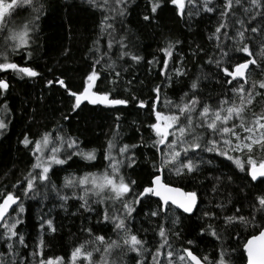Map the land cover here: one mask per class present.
Masks as SVG:
<instances>
[{"label":"snow or ice","instance_id":"obj_1","mask_svg":"<svg viewBox=\"0 0 264 264\" xmlns=\"http://www.w3.org/2000/svg\"><path fill=\"white\" fill-rule=\"evenodd\" d=\"M129 2L130 0H87L90 6L102 12L100 32H107L109 37L105 53L109 60L104 62L106 67L101 64L103 55L95 56L100 51L97 47L93 50V56L89 57L90 70L85 76L86 86H83L82 91H72L62 78L48 80L47 86L59 84L68 95L75 98L72 112L77 109L83 112L85 109L81 108V104L84 101L108 109L127 107L130 103L138 109H147L148 114L154 117L153 122L147 125L153 133L151 143L144 144L141 133V143L122 144L119 114L115 115V132L107 140L102 152L97 148H81L82 142L78 138L64 135L62 124L42 133L39 139L25 135L20 143L33 158L29 170L22 180L13 185V191L0 193V264H65L63 256L44 255L45 235L57 231L50 215L40 217V234L34 244L26 241L24 230L20 228L25 223L24 201L39 198L43 202L49 198L50 193L55 195L60 201L58 206L65 211L68 209V201L75 199L80 202L77 211L83 209L96 212V223L110 225L111 232L116 237L113 239L109 236L106 240L105 235L94 233L91 227H82L81 231L86 234V238L72 249L67 264H128L126 258L130 253L135 254L132 257L133 264H235L232 254L226 252L222 245L218 246L215 258L210 259L207 254L200 255L198 250H193L196 238L186 239L184 244L187 247L173 250L170 238L175 236L179 239L180 232L173 231L172 227L165 228V224L170 223L174 227L179 223L180 216H191L194 212L204 221L197 230L199 237L207 234L216 240H223L221 230H231L230 235H236L237 230L242 232L251 227V237L243 245L247 264H264V159L258 162L253 156L254 146L264 151V114L245 115L247 106L253 103L255 96H264V91L254 93L257 87L264 90V80L258 84L254 81L245 87L251 71L260 69L264 72V67L258 63V60L264 61V0H222L220 4L213 3V0H169L181 18L187 16L188 19H193L202 13L216 14L217 24L208 39L213 42L219 56L213 53L208 57L207 63L214 66L216 83L223 82L231 86L228 91L232 93V97L221 98L215 105L209 104L201 96L203 80L208 79L205 74L190 82L188 90L183 92L178 103L167 97L161 101L163 89L159 85L151 89L154 95L149 103L137 97L128 87L132 80H128L125 86L128 98H116L111 91L101 90L99 85L104 80H109L113 87L121 82L117 60H123L126 56L137 64L143 60L141 55L126 50L129 49V45L125 43L126 35H121L119 39L114 37L113 22L117 17L126 16ZM163 3L164 0H151V15H144L143 20H154ZM25 11L27 15L20 20L21 13ZM45 12V0H0V72L12 70L20 79L41 76L34 67L21 66L14 58L19 56L25 63L33 59L34 51H38L34 45L39 39V21ZM95 43L99 44V40ZM114 43L119 45L115 53L116 60L112 59L111 52ZM180 43L182 42L179 40L169 42L161 51L168 59H172L175 45ZM203 51L197 46L191 55L195 58ZM177 59L182 62L181 57L177 56ZM153 62L148 61L149 64ZM97 65H101L99 71ZM250 65L254 66L251 71ZM102 72L106 73L103 79ZM166 72L167 59L163 62L161 74L165 75L163 83L171 87L172 77L167 76ZM175 74L179 77L187 73L186 70L175 69ZM8 88L7 81L0 77V90H3L0 91V99ZM163 108H168L169 111L165 113L161 110ZM0 112L2 136L11 122V109L6 100L0 104ZM69 118L68 115L63 116L65 120ZM237 128L241 132L236 131ZM136 131L139 132V128ZM141 147L153 148L159 154V161L152 164L155 171L148 186H141L137 190V182L127 174V169L136 164L135 150ZM204 153H213L214 157L230 161L234 165L233 171L244 173V178L250 177L248 183L253 188L260 189L258 193L251 194V211L243 213L240 208H234L231 214H224L226 204L223 202L214 204L208 210H201L197 206L202 200L195 188L185 190L184 187L174 186L162 178L167 170L181 180L207 179L202 166L212 164L213 160H205ZM74 157L78 159L74 160ZM98 159L102 165L101 171L85 172L82 176L70 173L64 177L63 184L59 187L51 179L50 173L56 174L54 169L67 172L65 165L78 166L81 161L86 167H98L95 163ZM227 179L231 180V177ZM219 180L216 177L212 184L213 193L218 192ZM258 180L259 184H253ZM16 189H19V194H16ZM64 189H70L71 194L64 192ZM152 197L158 199L153 201ZM141 201L149 209L150 220L157 218L153 221L156 227L152 231L159 240L154 236L152 244L147 238L148 229L141 228L135 233L132 231L131 222L135 219L133 213ZM153 203L156 204L155 209L151 207ZM227 203L231 201L228 200ZM94 204H103L105 207L98 210L93 207ZM177 210L182 212L177 214ZM143 211L142 207L141 212ZM140 232L145 235L141 237ZM94 253H99L97 260L93 259Z\"/></svg>","mask_w":264,"mask_h":264},{"label":"trees","instance_id":"obj_2","mask_svg":"<svg viewBox=\"0 0 264 264\" xmlns=\"http://www.w3.org/2000/svg\"><path fill=\"white\" fill-rule=\"evenodd\" d=\"M45 2L46 12L39 21V32L37 33L39 39L34 45L38 51H34L33 59L26 63L19 56L14 58L15 62L21 66L34 67L41 73V76L20 79L18 74H14L12 70L0 72V77H3L9 84L7 92L0 99V104L6 100L8 108L11 109L9 128L0 136V193L13 191V185L22 180L29 170L33 158L28 149L20 143L25 135L32 139H39L42 133L62 124L64 135L78 138L82 142L81 148L86 150L97 148L102 152L107 140L115 132V115L119 114L122 144L141 143V133L144 144H150L153 138V133L147 125L153 122L154 117L148 114L147 109H138L131 103L127 107L118 106L117 109L82 103L81 108L85 109L83 112L79 109L72 112L71 108L75 99L67 94L65 88L59 84H54L52 87L47 86L48 80L62 78L72 91L77 93L82 91L83 86H86L85 76L90 70L89 57L93 56V50L97 47L100 49L95 53V56L103 55L102 65L109 60V56L105 55L109 37L107 32L103 34L100 32L101 10L90 6L87 0H45ZM221 2L222 0H213L215 4ZM150 3L151 0H130L126 16L117 17L113 22L114 37L119 39L121 35H126L125 43L129 45V49L126 50L141 55L143 60L138 64L127 56L123 60H117V70L121 71V82L113 87L109 80H104L103 84L99 85L101 90L111 91L113 97L116 98H128L125 86L128 80H132V84L128 87L137 97L151 103L154 95L151 89L159 85L163 89L161 101L167 97L178 103L183 92L188 90L190 82L205 74L208 79L203 80L204 87L201 92L204 100L215 105L221 98H231L232 93L228 91L231 86L223 82L216 83L213 76L214 66L207 63L208 57L213 53L217 57L219 56V52L213 47V42L208 39L217 24L216 14L202 13L193 19H188L187 16L181 18L175 10V6L169 0H164L162 7L155 14V19L146 22L143 20V16L151 15ZM187 10L188 8H186ZM26 15V11L22 12L20 20ZM97 40H99V44L95 43ZM177 40L182 43L175 45L173 57L168 59L161 49L167 43ZM197 46L204 51L194 58L191 53L197 49ZM118 48L119 45L114 43L111 50L113 60H116L115 53ZM177 56L182 58V62L181 59H177ZM166 59V75L172 77L171 87L163 83L165 75L161 74L163 62ZM148 61L154 62L149 64ZM258 63L264 67V61L258 60ZM104 66L106 67V65ZM100 68L101 65H97L98 71ZM251 68L253 69L254 66ZM175 69L186 70L187 74L177 77ZM104 75L106 73L102 72V79ZM261 80H264V72L255 69L251 71L248 85L245 87L247 88L254 81L258 84ZM255 91L264 90L257 87L254 93ZM161 110L165 113L169 111L168 108ZM252 113L264 114V96H255L253 103L247 106L245 115L251 116ZM64 115H68L70 118L65 120L63 119ZM137 128H139V132L136 131ZM236 131L241 132V129L237 128ZM242 135H247V133H242ZM135 151L137 162L134 167L127 169V174L131 179L136 180L135 187L139 190L141 186H148L155 171L152 164L158 163L159 154L151 147H141ZM203 155L205 160H213L212 164L202 166L207 179L181 180L167 170H165L163 178L174 186L184 187L185 190L195 188L198 197L202 200L198 205L201 210H208L214 204L223 202L226 204L224 214H231L234 208H240L243 213L251 211L249 207L251 194L258 193L260 189L253 188L252 184L248 183L250 177L246 179L244 173H240L238 170L233 171L234 165L223 157H214L213 153H204ZM235 155H239V153H235ZM253 156L259 162L260 159H264V151H260L257 146H254ZM73 159H78V157ZM95 163L98 167H86L83 161L78 166L68 167L65 165L67 172L54 169L56 174L50 173V176L59 187L62 186L64 177L70 173L82 176L85 172L101 171L100 160L98 159ZM216 177L220 178V187L217 193H213L211 188ZM228 177H231V180H228ZM253 184H259V182H253ZM63 191L71 194L70 189ZM15 192L19 194V189H16ZM152 200L156 201L157 199L152 197ZM228 200L231 203H227ZM79 203L75 199L69 200L68 209L65 211L58 206L60 201L52 193L43 202L39 198L25 200V223L20 228L24 230L26 241L30 244L38 241L40 217L45 214L53 218L57 231L54 234L45 235L44 255L46 257L63 256L65 264H67L72 249L86 238V234L81 231L82 227H91L94 233L105 235L106 240L109 236L113 239L116 238L115 234L111 232L110 225L96 223L98 218L96 212H87L83 209L77 211ZM93 207L102 210L105 205L94 204ZM142 207L144 208L143 212H141ZM151 207L155 209L156 204L153 203ZM148 211V207L141 201L136 212L133 213L135 219L131 224L134 233L141 228L148 229L147 238L152 244L154 236L156 240H159V237L152 231L156 227L153 221H156L157 218L150 220ZM72 213H76V215ZM179 213L177 210V214ZM203 223L204 221L198 217L196 212L191 216L185 214L180 216L179 223L174 227L170 223H166L165 228L172 227L173 231L180 232L179 239L175 236L170 238L173 250L187 247L184 241L196 238L197 243L193 250H198L200 255L207 254L210 259L215 258L219 251L218 246L222 245L226 252L232 254L235 264H246L247 259L243 245L246 239L251 237L253 232L251 227L242 232L237 230L236 235H230L231 230H221L223 240H216L207 234L203 237L198 236L197 230ZM217 226H219V221ZM144 235V232H140L141 237ZM134 255V253L128 254L126 258L128 264H133L132 257ZM98 258L99 253H94L93 259L97 260Z\"/></svg>","mask_w":264,"mask_h":264},{"label":"water","instance_id":"obj_3","mask_svg":"<svg viewBox=\"0 0 264 264\" xmlns=\"http://www.w3.org/2000/svg\"><path fill=\"white\" fill-rule=\"evenodd\" d=\"M251 66L252 65H250V69H252L251 68ZM74 98V97H73ZM75 99V98H74ZM82 103H88L87 101H84V102H82ZM89 104V103H88ZM162 178H163V176H162ZM164 179V178H163ZM257 182H259V180L258 181H255L254 183H257ZM155 199H158V198H156V197H154ZM198 205H199V203H198ZM198 207V206H197ZM179 212H182V210H178ZM194 214V213H193ZM185 215H189V214H185ZM192 215V214H191ZM245 255H246V259H247V254H246V252H245ZM246 264H247V262H246Z\"/></svg>","mask_w":264,"mask_h":264},{"label":"rangeland","instance_id":"obj_4","mask_svg":"<svg viewBox=\"0 0 264 264\" xmlns=\"http://www.w3.org/2000/svg\"><path fill=\"white\" fill-rule=\"evenodd\" d=\"M187 8V7H186Z\"/></svg>","mask_w":264,"mask_h":264}]
</instances>
